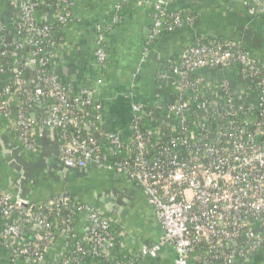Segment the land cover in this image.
Masks as SVG:
<instances>
[{"label": "built area", "instance_id": "obj_1", "mask_svg": "<svg viewBox=\"0 0 264 264\" xmlns=\"http://www.w3.org/2000/svg\"><path fill=\"white\" fill-rule=\"evenodd\" d=\"M11 1L10 18L0 26V116L9 133L37 153L38 129L52 128L64 167L95 166L126 176L144 192L163 235L134 258L115 259L119 239L97 207L66 198L34 211L30 201L24 208L20 196L0 191V248L10 263L25 258V264H42L59 224L71 245L76 235L68 224L80 216L85 234L58 253L57 264H84L92 257L136 264L156 258L168 244L173 264H250L264 249L261 61L241 40L197 37L180 61L167 59L159 67L168 100L130 103L124 138L121 131L100 128L104 103L97 88L105 77L109 28L95 26V85L74 90L57 64L62 29L74 21L68 0ZM126 1L118 0L114 23ZM251 1L249 14L264 16V4ZM172 4H151L153 24L137 72L153 41L195 20L193 12Z\"/></svg>", "mask_w": 264, "mask_h": 264}, {"label": "crops", "instance_id": "obj_2", "mask_svg": "<svg viewBox=\"0 0 264 264\" xmlns=\"http://www.w3.org/2000/svg\"><path fill=\"white\" fill-rule=\"evenodd\" d=\"M154 1L127 0L122 4L120 19L114 23L118 0H68L74 21L62 29L57 64L63 80L74 90L95 85V26L109 28L105 38L106 72L97 88L104 103L100 125L103 131H127L132 101L148 105L168 100L167 87L158 81L159 67L167 59L180 61L197 37L241 40L264 67V16L249 14L251 0H173L172 9L189 12L195 9V20L153 41L137 72L153 24ZM260 1L264 4V0ZM11 11L12 1L0 0V26L9 20ZM62 67L66 69V77ZM5 122L0 116V191L30 202L55 199L58 192L70 193L68 199L90 202L112 223V231L121 245L114 252L115 259L134 258L142 247L159 241L163 230L144 192L134 182L95 166L74 170L64 167L54 130L49 127L38 129L40 148L31 153L9 133ZM72 229L76 237L82 238L86 231L84 219L76 218ZM68 244L65 235L55 238L43 264H57V250ZM174 259L168 244L156 258H142L136 264H173ZM0 264H11L8 254L1 249ZM84 264L105 263L92 257ZM250 264H264V249Z\"/></svg>", "mask_w": 264, "mask_h": 264}, {"label": "trees", "instance_id": "obj_3", "mask_svg": "<svg viewBox=\"0 0 264 264\" xmlns=\"http://www.w3.org/2000/svg\"><path fill=\"white\" fill-rule=\"evenodd\" d=\"M191 1V0H190ZM193 3H196V1H194ZM194 5V4H193ZM190 11H192V12H195V13H197V11H195V9H190ZM36 18H37V20H38V15H36ZM39 20H40V17H39ZM42 20V19H41ZM223 40H225L224 38H222ZM195 41V40H194ZM194 41L192 42V43H194ZM205 40H202V42H204ZM191 43V44H192ZM232 73H234V72H232ZM65 82V81H64ZM66 83V82H65ZM5 120V119H4ZM6 122V124H7V120H5ZM144 125H145V127H147V126H151V124H149L147 121H145V123H144ZM123 134H124V138H126V134H127V131H124V132H122ZM126 140V139H125ZM20 144V143H19ZM114 159L115 158H113L112 159V161H114ZM120 159H122V158H120ZM116 160V159H115ZM3 192V191H2ZM4 193H6V192H4ZM8 194V193H7ZM11 196V198L12 199H14V196L13 195H10ZM72 201H76V202H80V203H86V204H90V205H92V206H94L93 204H91L90 202H84V201H81V200H78L77 198H70ZM49 200H53V201H55V203H58L59 201L58 200H56V199H49ZM48 199L47 200H42V201H37V202H35V201H33V202H31L33 205H34V211H37L40 207V205H45L46 203H48V201H49ZM53 204L52 206L53 207H55V206H57L58 207V205L57 204ZM96 207V206H95ZM61 208V207H60ZM78 217H80V216H78ZM78 217H76V218H78ZM76 218H74V220L72 221V223H70V224H68L69 226H71L72 228H73V222L75 221V219ZM0 225H1V221H0ZM65 225H60L59 224V226L56 228V229H54V231H53V235L55 236V238H57V237H59L60 235H65V236H67L66 235V233L63 231V229L65 228L64 227ZM74 241H79V238L78 237H76V239L74 240ZM74 241H73V243H74ZM72 243V244H73ZM72 244L70 245V243L67 245V246H65V247H63L62 249H59V250H57V253H56V255H58V253L60 252V251H68L70 248H71V246H72ZM1 249V248H0ZM50 250V249H49ZM49 250L47 251V253H45V256H44V261L43 262H45V257H46V255L48 254V252H49ZM87 260V259H86ZM85 260V261H86ZM84 261V262H85ZM25 262H26V259L25 258H20V259H18L17 261H16V263L15 264H25Z\"/></svg>", "mask_w": 264, "mask_h": 264}, {"label": "water", "instance_id": "obj_4", "mask_svg": "<svg viewBox=\"0 0 264 264\" xmlns=\"http://www.w3.org/2000/svg\"><path fill=\"white\" fill-rule=\"evenodd\" d=\"M62 72H63V76L66 77V69H65V67H62ZM70 196H71L70 193L58 192V193H56L54 195V198L61 203L64 199L69 198ZM19 200H20V205L22 207L27 208L29 206L28 203H27V200L24 199L23 197H19Z\"/></svg>", "mask_w": 264, "mask_h": 264}]
</instances>
